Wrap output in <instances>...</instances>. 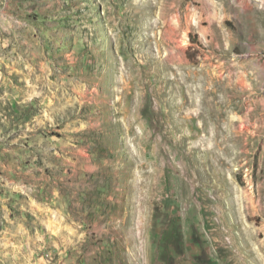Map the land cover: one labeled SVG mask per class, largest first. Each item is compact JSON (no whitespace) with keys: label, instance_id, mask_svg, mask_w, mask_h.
<instances>
[{"label":"rangeland","instance_id":"rangeland-1","mask_svg":"<svg viewBox=\"0 0 264 264\" xmlns=\"http://www.w3.org/2000/svg\"><path fill=\"white\" fill-rule=\"evenodd\" d=\"M0 264H264V0H0Z\"/></svg>","mask_w":264,"mask_h":264}]
</instances>
